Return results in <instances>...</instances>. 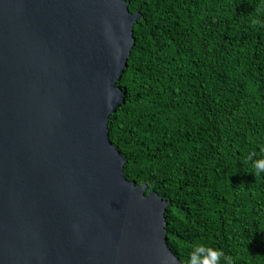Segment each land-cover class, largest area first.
<instances>
[{"label": "water", "instance_id": "1", "mask_svg": "<svg viewBox=\"0 0 264 264\" xmlns=\"http://www.w3.org/2000/svg\"><path fill=\"white\" fill-rule=\"evenodd\" d=\"M142 16L127 0H0V264H182L170 202L110 138Z\"/></svg>", "mask_w": 264, "mask_h": 264}, {"label": "trees", "instance_id": "2", "mask_svg": "<svg viewBox=\"0 0 264 264\" xmlns=\"http://www.w3.org/2000/svg\"><path fill=\"white\" fill-rule=\"evenodd\" d=\"M127 1L142 16L109 124L127 179L170 202L182 264L197 247L264 264V0Z\"/></svg>", "mask_w": 264, "mask_h": 264}, {"label": "clouds", "instance_id": "3", "mask_svg": "<svg viewBox=\"0 0 264 264\" xmlns=\"http://www.w3.org/2000/svg\"><path fill=\"white\" fill-rule=\"evenodd\" d=\"M259 9V18H254L252 24L250 25L253 28H264V5H260ZM249 159H251V157H249ZM252 167L255 179H264V159L256 160ZM205 254L207 257H214V259H201L199 247L194 249L192 264H235L233 258L225 255L223 251H212L206 249Z\"/></svg>", "mask_w": 264, "mask_h": 264}]
</instances>
